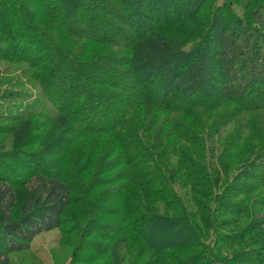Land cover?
<instances>
[{
  "label": "trees",
  "instance_id": "1",
  "mask_svg": "<svg viewBox=\"0 0 264 264\" xmlns=\"http://www.w3.org/2000/svg\"><path fill=\"white\" fill-rule=\"evenodd\" d=\"M4 1L11 17L10 27L0 26V50L18 53L15 58L28 64L24 74L35 80L41 93L40 97H31L17 85L0 91V101L8 100L6 105L0 103V130L7 123L20 125L42 116L55 131H62L73 118L79 135L101 134L112 140L118 151L117 159L122 163L119 174L130 183L122 187L120 210L129 222L124 232L136 235L129 245L137 246V251L127 249L133 256L131 264H137L139 257L147 255L143 246L146 237L137 226L141 223L144 226L146 221L172 222L178 217L184 226L177 240L184 246L163 238L142 264H264V229L257 230L264 223V127L260 123L256 125L252 118L244 121L246 114H242L236 136L227 130L220 132L221 128L228 126L229 129L234 121L233 111L228 113L226 109L212 123L203 124L201 120L205 110L225 103L229 107L241 106V113L260 112L264 117V2L253 7V0H242L244 15L236 16L229 12L228 0H115L123 11L121 22L136 46L135 64L117 71L121 78L127 77L141 87L137 95H130L124 94L114 82L105 84L112 88L108 93L96 88L92 69L103 57L91 56L92 50L87 49L88 45L98 42L119 45L106 36L107 31L95 37L89 32L84 35L83 28L79 31L69 28L73 38L88 40L81 54L76 53L64 45H55L48 32L25 11L23 0H0V4ZM104 1H85V7L95 13V19L89 18L94 20V25L108 18L102 15H109L107 9L95 12V7L100 9ZM80 2L77 0L76 11L81 7ZM42 3L53 7L57 1L42 0ZM206 8L212 9L211 16L199 17ZM224 12L230 21H225ZM172 27L187 37L200 36L186 47L183 38L171 35L168 29ZM87 29L90 30L89 26ZM20 32L25 38L19 42L14 37ZM24 41H36L40 46L24 55ZM96 48L107 49L101 44ZM94 53H97L95 49ZM1 58L8 59L5 55ZM55 83L61 92L74 91L76 97L86 88V95L71 100L65 94L52 97ZM102 93L110 97L122 93L126 97L122 101L123 109L108 107L109 102L100 100ZM253 96L256 98L250 102L243 101ZM168 99L176 101L170 103ZM96 105L103 111H112V120L96 122ZM153 128L155 139L151 143L149 136ZM163 130L166 133L162 134ZM245 130L249 131L250 138L244 137ZM157 132L161 133L159 139ZM6 143L7 139L0 136V264H12L13 253L29 250L36 236L62 225L72 202L71 194L80 189L79 173H85L94 159H91V150L87 153L88 160L80 162L86 146H75L70 138L58 151L61 157L58 171L37 172L36 164L29 166L27 161L36 162L38 155L23 149L7 150ZM235 147L249 153L237 167L230 168L228 153ZM72 155L76 156L74 161ZM169 159L173 162L168 163ZM79 162L82 164L78 165ZM21 164L27 169L26 177L10 181L4 178L2 171L16 174V167ZM188 180L202 187H194V212L186 208L175 185L177 181ZM15 182L24 188L20 195ZM83 184L86 188L87 184ZM125 192L130 198L124 196ZM153 200L162 201L172 212H159ZM18 203L19 214L15 216ZM225 215L249 217L245 231L257 230L252 244L262 242L263 246L242 250L237 257L225 254L224 247L244 234L225 230L231 222L224 219ZM118 232L119 239L111 250V264H125L126 258L120 253L118 243L126 241L129 235ZM169 249L178 250L168 253Z\"/></svg>",
  "mask_w": 264,
  "mask_h": 264
},
{
  "label": "rangeland",
  "instance_id": "2",
  "mask_svg": "<svg viewBox=\"0 0 264 264\" xmlns=\"http://www.w3.org/2000/svg\"><path fill=\"white\" fill-rule=\"evenodd\" d=\"M56 1V6L52 7L45 6L42 3V0H23V7L25 11L30 13L32 20L48 32V36L55 41V45H64V47L66 46L76 53L80 52L81 54L82 50L87 47L88 40L86 38H73L68 31L69 28L72 31H79V29L83 28L84 35L86 32H89L95 37L104 34L107 31L106 36L115 39L119 45H112L111 43L107 44L106 42L92 44L89 40L92 45H88L90 48L87 49V51L92 50V52H90L91 56L96 55L103 57V59L94 66V69H92V74H94V78L97 81L96 88L101 89V92L108 93L112 88L107 87L106 85L108 82H114L123 89L124 94L128 93L130 95H137L141 91V87L132 84L127 77L121 78L117 72L122 68L125 69L128 68V66L130 67V65L133 66L136 62L134 54L136 46H134L132 36L127 32V27L121 22L123 11H121L120 5L115 0H105L100 9L99 7H95V12L98 10L99 13H102L104 9H107L109 15L102 13L104 18H108L103 22H99L98 25H94V20L89 21V18L95 13L85 7L86 0H78V2L81 1V9L77 8V11L75 9L77 7V0ZM220 1L222 0H217V2ZM241 1L242 0H228L229 12L236 16L244 15L241 7L242 5L240 4ZM261 2H264V0H253L251 6L254 7ZM44 8H46V10L49 9L47 10L48 13L44 11ZM206 9L207 11L203 10L199 17L211 16L213 13L211 11L212 9ZM223 16L225 21H230L228 13L224 12ZM10 17L11 12L9 11L7 2L4 1L3 4H0V26L2 25L4 28L10 27V24L8 23ZM87 26H89L90 30L87 29ZM168 30H170L169 32H171V35L183 38V45L186 47L194 44L200 36L195 34L192 37H187L176 27L169 28ZM1 33L2 31L0 30V34ZM24 38L25 35H23V32H20V34L18 33L14 37V39L19 42ZM24 42L26 43V47L22 52L24 55L31 53L34 51V48L40 46L36 41ZM98 44H101L103 48L107 49L105 51L97 50L96 46H98ZM94 49L97 53H94ZM17 54L18 53L10 50H0V91L4 88H11L17 85L19 86L18 88L27 95L31 94V97H40L39 94L41 93V89L39 85L30 75L24 74V70L28 68V64L25 61L16 59L15 57ZM4 55L7 56L9 60L1 58L4 57ZM136 73L138 74V72ZM56 80H58V78H55V81ZM89 85H87V87H90ZM62 94H65L68 100L76 99L79 95H86V88L85 90H81L80 94L76 97L74 91L68 93L61 92L58 84H53L50 95L55 98H60ZM103 94L104 93L100 94L102 95L100 100L109 102L108 107L114 106L115 108L118 107L119 110L123 109L124 106L122 101L126 97L122 96V93L115 95L114 97ZM253 98H256V96L243 98V101L250 102ZM168 100L170 103L176 101L175 99ZM7 101L8 100H3L0 101V103L6 105L5 102ZM16 102L21 101L17 100ZM223 109H226L228 113H232L233 111L234 121L230 124L229 129L227 126L224 127V129L221 128L220 132L227 130L229 134L236 136L237 131H239L241 120L240 115L242 114H246V116L243 117L244 121L252 118L256 125L260 123V125L264 127V117L260 112L249 114L241 113L243 111L241 106L232 104L231 107H229L227 103L212 108V110H205L201 116L203 124L212 123V120H214L219 113L223 112ZM111 115L112 111H107L106 109L103 111L101 110L100 105L94 106V120L96 122L100 121L107 123L112 120ZM69 121L70 125L67 129L55 131L47 118L36 116L24 124H4L7 127L0 130V136H4L7 139V143L4 147L7 150L23 149L34 155H38L39 158L36 162L27 161L29 166H32L34 163L36 164L35 169L37 172L58 171V162L61 158L59 157L60 154L58 151L64 148L66 140L70 138L75 146H86L84 153L81 155L82 160L79 159L80 162L88 160L89 154L87 153L91 150V159L92 157L94 158L90 164V168L85 173H79L82 181L80 189L79 191L77 189L71 194L72 202L67 207L62 225L57 229L43 232L36 236L32 241L29 250L13 253L11 255L12 264H111V250L117 239H119L117 234L119 233L118 231H120V233H125V235H129L126 241L118 244H120V253L126 258L125 264H131L133 256H130L127 249H131L135 252L138 247L131 248L129 245L132 238L136 236L134 235V232L132 233L130 231L131 234H128V232L126 234V232H124L125 230L127 231L125 226L129 225V222L126 220L125 213L120 210L122 207L121 192L122 187L128 183V180H125L126 178L124 175L120 176L119 174L121 172L120 167L122 166V163L117 159L118 151L115 150L112 140L107 136H102L101 134L90 136L79 135L77 122L73 118L69 119ZM154 131L155 129L153 128V130H151L152 136H149V141L151 143H153L155 139L153 137ZM164 132L166 133V130L161 131L162 134H164ZM244 132L245 138L251 137L248 130H245ZM161 133L157 132V139L160 138ZM170 140H172L171 142L173 143V139ZM218 143L220 145L222 144L220 142ZM93 146L94 148H92ZM84 147L82 149H84ZM245 151L247 150L242 149V147H235L229 151L228 156L231 159L229 162L230 168L237 167L242 160L247 158L249 152ZM71 152H73V148L70 149V153ZM71 158H73L72 161H74L76 156L74 158V155H72ZM80 162L78 165L82 164ZM172 162L173 159L168 160V163ZM68 164L72 166V163L69 162ZM21 165L22 166L20 167H16V174L14 172L11 174L8 171H2L1 173L4 178L9 181L14 178H24L27 176V169L23 168V164ZM180 177L185 178V175L181 174ZM83 182L87 184L86 188L84 187ZM14 184L17 186L16 191L19 193L18 195H20V192L24 189L23 186L17 185V182ZM175 185L176 189L183 197L186 208L190 212H194L196 209L193 202V198L196 197L194 187L200 189H202V187L189 180L183 183L177 181L175 182ZM124 196L130 198L128 192H125ZM131 200L134 202L133 199ZM153 202H155L154 204H156V209H158L159 212L169 214L172 212L167 209L162 201L153 200ZM152 204L153 203H151V205ZM256 210L257 209H255V211ZM258 212H261V210L258 209ZM14 214L15 216H18L19 214V203ZM224 219L231 221L225 227V230L240 233L243 231L244 233L241 234L237 241L224 247L225 254L237 257V254L242 250L248 248L258 249L263 246L262 242L252 244L251 240L253 237L255 238L254 234H256L257 230L264 229V223L259 225V228L256 231L251 232L247 230L245 231L249 222V217L235 218L233 215H225ZM224 219L222 218L221 220ZM195 222L197 224L198 221ZM183 226L184 222L180 220V217L172 220V222L146 221L144 226H142V223L138 225L137 228L139 227L144 233L143 237H146L145 240L142 238L145 244L141 239H139V241L143 242L147 255L139 257L140 260H138L137 264H142L145 260L150 258V255L155 252V244L159 243L161 239H167L170 243L173 241L175 245L179 243V240H177V234L183 229ZM130 227L131 226H129V228ZM183 244L184 243H179V245L184 246ZM171 250L169 249L167 252L171 253ZM177 250H173V253H176ZM185 257H187V255H185ZM256 257L257 256H255V258ZM179 259L183 258L179 256Z\"/></svg>",
  "mask_w": 264,
  "mask_h": 264
}]
</instances>
